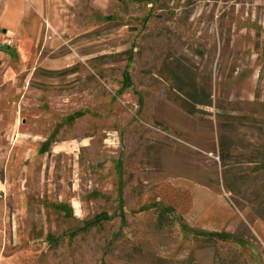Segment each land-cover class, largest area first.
Returning a JSON list of instances; mask_svg holds the SVG:
<instances>
[{
    "label": "rangeland",
    "instance_id": "1",
    "mask_svg": "<svg viewBox=\"0 0 264 264\" xmlns=\"http://www.w3.org/2000/svg\"><path fill=\"white\" fill-rule=\"evenodd\" d=\"M0 264H264V0H0Z\"/></svg>",
    "mask_w": 264,
    "mask_h": 264
},
{
    "label": "trees",
    "instance_id": "2",
    "mask_svg": "<svg viewBox=\"0 0 264 264\" xmlns=\"http://www.w3.org/2000/svg\"><path fill=\"white\" fill-rule=\"evenodd\" d=\"M176 89L184 97V107L189 113L202 111L203 107L212 105V96L206 87L198 85L194 72L176 63L174 67L168 66Z\"/></svg>",
    "mask_w": 264,
    "mask_h": 264
}]
</instances>
